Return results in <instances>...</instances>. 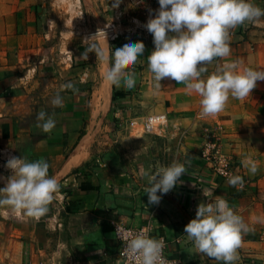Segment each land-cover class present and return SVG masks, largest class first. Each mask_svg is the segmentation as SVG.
<instances>
[{"label": "crops", "instance_id": "obj_1", "mask_svg": "<svg viewBox=\"0 0 264 264\" xmlns=\"http://www.w3.org/2000/svg\"><path fill=\"white\" fill-rule=\"evenodd\" d=\"M90 1L92 11L102 18L89 25L105 31L108 14H119L131 4V0ZM253 2L264 8V0ZM74 10L77 3L72 0H0V169L10 156L44 158L50 164L49 175L61 184L48 212L39 218L0 206V264H113L117 223L149 225L164 234L174 264H224L198 253L184 232L198 204L208 199L202 188L213 185V196L226 199L251 228L242 234L233 264H264V80L257 82L247 99L230 96L222 112L201 116L199 95L189 94L183 83L164 78L160 89L154 90L146 60L152 47L130 66L136 72V86L126 90L104 73L111 56L99 58L89 52L85 59L84 48L75 51L77 24L64 19L65 11ZM107 43L110 51L109 37ZM229 43L231 56L215 58L206 75L231 59L264 69V17L230 29ZM69 81L75 90L61 92L63 107L50 106L49 98ZM41 110L56 121L51 133L38 127L36 113ZM160 113L169 116L164 136L137 131L146 117ZM112 123L118 125L116 130L111 131ZM179 130L186 140L183 147L196 156L206 134L213 132L243 176V189L218 178L209 158L186 159L181 182L159 204H149L144 192L148 178L141 170L154 171L172 163L153 158L155 146L168 139L164 150L174 152L170 140ZM133 143L147 146L127 149ZM113 147L123 151L117 163L108 153ZM132 154L134 163L127 159ZM248 161L258 165L256 173L245 166ZM11 174V169L0 171V187Z\"/></svg>", "mask_w": 264, "mask_h": 264}, {"label": "clouds", "instance_id": "obj_2", "mask_svg": "<svg viewBox=\"0 0 264 264\" xmlns=\"http://www.w3.org/2000/svg\"><path fill=\"white\" fill-rule=\"evenodd\" d=\"M143 0H131L135 6ZM118 4L119 0H113ZM159 8L154 10L144 25L153 36L154 49L146 57L147 67L152 74L153 88L158 91L164 78L183 83L191 94L200 97L201 116H214L225 109L229 97L245 100L264 80V69L242 66L239 60H225L216 65L215 71L208 73L207 65L215 58L231 56L230 29L245 22H255L264 17V8L253 0H158ZM103 36L104 29L85 38L87 59L89 52L99 58L111 56L105 66L106 76L117 86L123 84L126 90L136 86L134 66L145 51L142 40L124 39L107 50L94 37ZM75 90L69 81L51 96L48 103L52 107H63L61 92ZM163 121V115L154 117ZM38 127L43 133H51L56 121L46 110L36 113ZM188 161L178 157L167 166L154 171L142 169L141 175L148 178L145 191L149 204H159L162 196L171 191L187 172ZM5 166L12 170L6 184L0 187V206H9L13 212H22L27 217L39 218L48 212V205L59 190L60 179L49 175V162L44 159L28 160L24 156H10ZM251 173L258 171L255 162H246ZM231 186L243 189L244 178L239 174L228 176ZM215 185L202 188L207 201H201L195 217L185 226L184 232L194 242L198 253L210 258L233 264L238 259L242 234L251 230L243 216L229 205V202L213 196ZM117 236L124 242L123 253L128 264H169L163 255L165 241L149 236L145 230L133 232L117 226Z\"/></svg>", "mask_w": 264, "mask_h": 264}, {"label": "rangeland", "instance_id": "obj_3", "mask_svg": "<svg viewBox=\"0 0 264 264\" xmlns=\"http://www.w3.org/2000/svg\"><path fill=\"white\" fill-rule=\"evenodd\" d=\"M71 0H66V2H70ZM77 3V10H74L70 13V11H65L64 15H67L64 19L65 22H73L76 30V34L78 35V39L73 43L75 51H80L82 48L85 49L86 45L82 41L85 38L91 37L92 33H94L97 26H95L93 23L90 26V22H94V19H97L95 22H99L98 20L102 18L101 13H98L93 10V4L90 0H72ZM81 2L83 4H81ZM100 3V2H99ZM159 5L153 1V0H143V2L136 4L135 6L127 5L125 11H121L119 14L110 13L108 16L110 17V24L105 27L106 33H107V39L108 37L111 39L110 48L114 47L115 44L122 42L126 38H130L133 40H142L145 44V50L152 49L154 47L153 44V36L151 33H149L144 27V25L147 23V20L150 18L151 15H154V10L158 9ZM123 9V8H122ZM95 15V16H94ZM94 40H96L98 43H100L102 46H107V41L105 38L100 37H94ZM105 40L106 43L102 44L101 41ZM64 45V49L67 46ZM92 54L95 52H91ZM6 78V76H5ZM4 97L7 96L6 92H3ZM14 95H18V93H15ZM118 125H115L112 123L111 131L116 130ZM137 131L142 132L143 134H146L145 129L142 126V121L139 123V125L136 126ZM181 130L177 131V133H174L177 137L170 140V146H172L174 149V152L166 151L164 150L166 145H168L169 140H165V144H157L155 146L157 155H154L153 158L157 157L161 159L160 162H166L170 161L172 162L177 157L182 161L184 159H191L194 161H199L200 158H207L208 151L205 150L207 147V143L219 141V139L214 135V133L206 134L205 139L201 143V152L200 155L196 156V154H191L190 152L186 151V149L183 147L185 138H182L180 135ZM191 143H194L195 140H191ZM220 143V141H219ZM147 146V144H140L137 146L135 143L131 145H127V149L134 150L135 147L142 148ZM125 148V147H124ZM162 148V149H161ZM111 156V159L113 162L117 163L119 157H123L122 154L123 151L121 150V153H119V149L117 147H113L109 152ZM131 158V162L134 163L135 155H130L127 157L129 160ZM122 160V159H121ZM10 169L3 166V169H0L3 173L9 172ZM1 179V175H0Z\"/></svg>", "mask_w": 264, "mask_h": 264}, {"label": "built area", "instance_id": "obj_4", "mask_svg": "<svg viewBox=\"0 0 264 264\" xmlns=\"http://www.w3.org/2000/svg\"><path fill=\"white\" fill-rule=\"evenodd\" d=\"M160 115H163L165 117L163 121L159 119H153L154 117H157ZM168 121H169L168 114L160 113V114H155V115L146 117L142 121V126L145 129V132L153 133L159 136H164L167 133ZM132 123L136 125L135 121H133ZM205 150L208 151L207 153H210V154H207V158L211 160L212 167L214 169L213 171L215 172V174H217L218 178H220L221 180H228V176L233 175V174H238L236 171L235 164L226 154L223 153L220 147L219 141L207 143V147ZM118 225L121 226L123 229L131 230L133 232L145 230L148 232L149 236L151 237L162 238L165 241L163 255L167 258V260L169 261V264H174L173 262H171V260L168 257L169 240L164 234L155 233L152 230L151 226L149 225L135 226V225H126V224H121V223L115 224L113 228L114 237L117 240V249L115 252L116 258L113 264H128L126 257L123 253L124 242L123 240L119 239L116 233V229Z\"/></svg>", "mask_w": 264, "mask_h": 264}, {"label": "bare ground", "instance_id": "obj_5", "mask_svg": "<svg viewBox=\"0 0 264 264\" xmlns=\"http://www.w3.org/2000/svg\"><path fill=\"white\" fill-rule=\"evenodd\" d=\"M102 38H104V37L102 36ZM101 40H102V39H101ZM102 41H103V40H102ZM103 43H105V40H104ZM104 47H105V45H104ZM105 62H106V61H105ZM105 62H104V63H105ZM104 65H106V64H104ZM102 67H103V66H102ZM103 68H104V67H103ZM104 73H105V71H104ZM101 81H102V80H101ZM103 81H104V80H103ZM104 86H105V85H104ZM104 86H103V87H104ZM106 87H108V86H106ZM101 88H102V86H101ZM100 92H101V91H100ZM100 92H99V93H100ZM104 94H105V92H104ZM99 95H100V94H99ZM106 95H107V94H106ZM100 96H101V95H100ZM106 97H107V96H106ZM103 102H104V101H103Z\"/></svg>", "mask_w": 264, "mask_h": 264}]
</instances>
